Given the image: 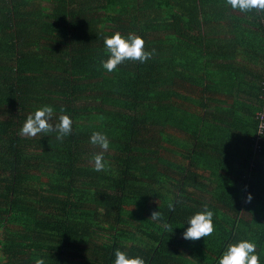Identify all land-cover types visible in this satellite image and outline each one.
<instances>
[{
  "label": "trees",
  "instance_id": "1",
  "mask_svg": "<svg viewBox=\"0 0 264 264\" xmlns=\"http://www.w3.org/2000/svg\"><path fill=\"white\" fill-rule=\"evenodd\" d=\"M117 31L155 55L107 72L103 38ZM44 105L53 124L71 118L63 142L19 135ZM259 113L264 12L226 0H0V264H113L117 249L145 264H219L241 239L264 264ZM94 131L110 141L101 172ZM205 205L213 234L183 239Z\"/></svg>",
  "mask_w": 264,
  "mask_h": 264
},
{
  "label": "clouds",
  "instance_id": "2",
  "mask_svg": "<svg viewBox=\"0 0 264 264\" xmlns=\"http://www.w3.org/2000/svg\"><path fill=\"white\" fill-rule=\"evenodd\" d=\"M226 4L233 10L248 13L253 10L264 12V0H226ZM106 58L101 59L100 65L104 70L111 73L126 61L145 63L155 55V49L145 50V41L135 33H129L126 37L120 32H114L111 36L103 38ZM54 109L50 105L38 107L34 113L27 115L24 123L19 129V135L25 138H35L49 133H56V139L63 142L64 138L72 132L71 118L61 113L58 122L52 123ZM89 143L100 151L92 156V166L97 172L105 170L106 164L104 153L108 151L110 141L108 137L99 131H94ZM251 201L249 194L246 203ZM169 210L173 206L169 204ZM153 220L161 218V213L156 210L150 216ZM188 227L182 232V238L196 241L213 234V212L204 206L202 211L196 212L189 217ZM113 264H145L140 256H128L124 251L115 250ZM35 264H44L43 259H36ZM219 264H260L259 256L256 254V244L247 239H241L235 243H229L219 258Z\"/></svg>",
  "mask_w": 264,
  "mask_h": 264
},
{
  "label": "built area",
  "instance_id": "3",
  "mask_svg": "<svg viewBox=\"0 0 264 264\" xmlns=\"http://www.w3.org/2000/svg\"><path fill=\"white\" fill-rule=\"evenodd\" d=\"M258 115H260V117L262 118V120H264V113H259ZM263 126H264V122L262 121L259 125H258V130H257V134H260L259 132L261 131V129L263 128ZM258 140V139H257ZM256 140V141H257ZM256 144H258L257 142H256Z\"/></svg>",
  "mask_w": 264,
  "mask_h": 264
}]
</instances>
